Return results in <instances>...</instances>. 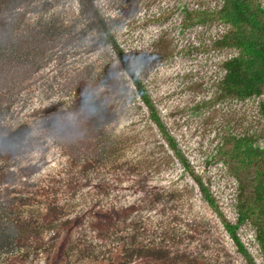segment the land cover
<instances>
[{
	"label": "rangeland",
	"instance_id": "1",
	"mask_svg": "<svg viewBox=\"0 0 264 264\" xmlns=\"http://www.w3.org/2000/svg\"><path fill=\"white\" fill-rule=\"evenodd\" d=\"M24 1L5 21L20 35L39 32L41 38L32 53H20L18 78L0 88V137L23 123L30 131L19 158L0 159V169L37 164L39 171L26 181L14 177L9 197L29 196L25 214L60 220L136 205L109 243L94 249L101 257L126 243L165 245L177 264H247L222 220L237 222L241 181L248 185L254 176L230 156L234 139L250 136L264 147V95L221 96L224 63L239 54L222 46L230 25L197 22L186 12H212L222 1L92 0L108 34L80 0ZM45 21L53 26L49 36ZM111 37L149 89L189 169L150 118ZM193 172L220 212L204 198ZM259 224L253 217L238 235L255 262L264 264ZM85 226L75 241L95 236ZM51 234L43 233L44 239Z\"/></svg>",
	"mask_w": 264,
	"mask_h": 264
},
{
	"label": "trees",
	"instance_id": "2",
	"mask_svg": "<svg viewBox=\"0 0 264 264\" xmlns=\"http://www.w3.org/2000/svg\"><path fill=\"white\" fill-rule=\"evenodd\" d=\"M221 1V7L212 12L186 10L187 15L197 22L220 20L230 25V30L222 38V46L236 48L239 54L224 63L225 74L219 82L221 96L238 99L262 97L264 95V5L259 0ZM23 2L25 1L0 0V88H3L6 83L12 84L18 78L21 60L24 58L20 53H32L31 51L36 47V41L41 38L39 32L20 35L5 21L7 16L17 9L18 3L22 5ZM80 2L89 14L99 19L103 32L108 34L107 24L100 16L94 2L92 0H80ZM15 15L16 12L13 14L14 19ZM43 23L47 31L45 35L49 36L53 26L49 21ZM110 42L118 58L124 63L136 94L149 109L150 118L165 133L169 145L184 164L185 169H189L188 161L174 138L165 130L149 89L140 75L126 61V54L117 40L111 37ZM29 131L30 125L23 123L1 136L0 159L19 158L23 140ZM230 156L238 161L240 166L249 170L253 169L254 176L248 185L241 181L237 222L232 223L225 217L222 222L247 264H257L240 239L238 228L253 217L259 219L261 224L257 225L256 238L264 257V147L258 145L253 137H238L234 139ZM24 169L28 171L26 174L22 173ZM37 171H39L37 164L7 170L2 166L0 169V256H3L2 264H28L30 257L33 260L29 264H177L175 251L165 245L129 248L124 243L121 249L110 251L108 255L101 257L93 254L95 248L109 243V239L116 234L117 230H120L119 225L125 223L136 212V205L112 207L107 210L91 209L89 215L83 213L64 220L58 219L56 214H54L56 217L44 215L40 218H35L32 212L25 214L22 206L27 204L31 198L23 195L10 198L8 192L11 185L15 184L14 177L26 181ZM192 176L204 198L219 211L214 196L201 177L194 172ZM31 196L34 198V195ZM49 213L52 215L53 212ZM86 216H89L87 226L95 232V236L92 239L75 241L74 234L84 228L87 222ZM49 230H53V234L46 240L43 233ZM44 241L48 243L47 246H44ZM40 255H43L44 259L38 261Z\"/></svg>",
	"mask_w": 264,
	"mask_h": 264
}]
</instances>
